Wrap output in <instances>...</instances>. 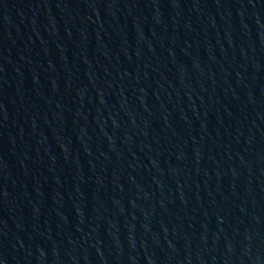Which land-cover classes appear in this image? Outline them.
Instances as JSON below:
<instances>
[{
    "label": "water",
    "instance_id": "1",
    "mask_svg": "<svg viewBox=\"0 0 264 264\" xmlns=\"http://www.w3.org/2000/svg\"><path fill=\"white\" fill-rule=\"evenodd\" d=\"M0 264H264V0H0Z\"/></svg>",
    "mask_w": 264,
    "mask_h": 264
}]
</instances>
